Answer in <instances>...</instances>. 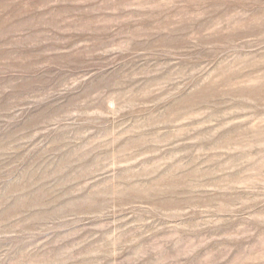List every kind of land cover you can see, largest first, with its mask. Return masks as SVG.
Returning a JSON list of instances; mask_svg holds the SVG:
<instances>
[{
	"label": "rangeland",
	"instance_id": "obj_1",
	"mask_svg": "<svg viewBox=\"0 0 264 264\" xmlns=\"http://www.w3.org/2000/svg\"><path fill=\"white\" fill-rule=\"evenodd\" d=\"M0 264H264V0H0Z\"/></svg>",
	"mask_w": 264,
	"mask_h": 264
}]
</instances>
